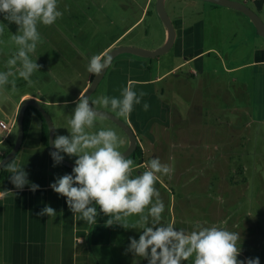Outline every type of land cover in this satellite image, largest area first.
I'll return each instance as SVG.
<instances>
[{
    "label": "crops",
    "instance_id": "crops-1",
    "mask_svg": "<svg viewBox=\"0 0 264 264\" xmlns=\"http://www.w3.org/2000/svg\"><path fill=\"white\" fill-rule=\"evenodd\" d=\"M72 1L77 2L76 6L80 15L89 13V19H92L91 17L94 15H100V17L108 16L112 2V0ZM127 1L130 2L128 4L129 9L136 12V16L122 33L103 44L101 50L95 55L103 56L108 49L119 45L116 43L119 42L121 35L137 23L144 22L146 16L152 11L153 16L159 21V23L155 21V24L161 26L157 27L161 28V33L159 41L153 45L154 48L150 47L148 50L159 47L165 41L166 30L158 18L156 10L152 8V6L155 7V0ZM237 1L244 2L259 13L263 12L264 0ZM115 4L120 6V0H116ZM72 6L76 10L75 4H72ZM66 7L69 8L70 5L66 4ZM165 7L169 10L168 14L173 21L176 32L171 48L176 47L174 53L181 61L162 73L160 71L161 61L158 57L144 58L133 54V56L117 55L90 96V99L92 97L96 99L103 95L119 97L121 90L125 86H133L138 93L141 91L145 93L142 103L134 106L130 115L125 117L115 113V115L127 121L133 129L138 141L137 145L140 146L142 157L145 160L143 165H133L134 175L145 171L146 161L154 157H158L163 164L169 159L165 155L168 150L164 148V144H161L158 148H156L155 144H157L158 133L164 134L163 139L166 143L169 142L170 139L167 137L166 131L172 126L168 122L170 110L172 109L180 116L179 109L176 108L179 102L171 108L172 97L176 93L183 92L184 89H179L172 93L166 102L161 98L162 93L159 92L157 84L165 76L173 73L174 69H179L183 65H190L192 62L202 59L206 51L203 48L206 20H201L198 17L199 14L208 12L219 17V20L209 19V24L215 25L220 22L223 30L228 27L234 28L235 31L232 32V37L236 38L241 31L246 36L248 35L247 37L251 40L250 43L252 45L250 63L252 66H264V39L256 33L252 23L240 11L205 0H166ZM63 10V12H66L68 9ZM145 31L147 30L145 29ZM12 37V32L6 27L3 35H0V51L8 45H11L13 49L17 47ZM247 37L245 38L247 39ZM57 47L60 48V44ZM87 66L85 76L75 86L71 84L69 79L68 88H63V79L60 74L56 76L55 72H53L52 78L47 79L41 72L38 76L36 73L33 74L31 82H34V84L31 90L20 88L22 83L25 85L29 83L20 78L16 79V82H18L16 84V92H12L7 88L0 90V119L7 121L10 125L7 139L0 138V156L10 150V144L12 143L13 145L16 139V119L20 104L24 99L31 97L40 101L52 118L53 114L51 113L53 111L58 117L67 111L68 115L72 114L75 101H77L79 96H82L90 81L91 73L87 71ZM201 66L203 65L201 64ZM189 72L193 75L196 74L193 73V70ZM196 77L193 80H190V77H184L185 83L188 82L187 87L191 91L195 89L197 83L200 82L202 84L200 80L203 78L199 75V72ZM180 100L185 103L183 97ZM145 101L150 105L148 111L143 109V102ZM65 102H67L66 106ZM201 106V104L198 105V107ZM47 107L50 109L51 107H66V110L63 108L50 110ZM197 110L201 111V109ZM66 118L55 121V128H58L56 129V134H68L69 120ZM105 119L120 130V139L123 141L120 145V150L124 151L128 146L126 134L114 122L107 118ZM177 124L179 126L175 134L184 138L182 143H185V140L195 139L199 136V129L196 127L198 122L196 120L189 122L180 120ZM44 130V119L34 114L23 141L11 161V163L23 165L28 173L29 180L40 185L39 189L35 193L28 186H25L23 190L16 189L9 180L10 173L8 170L5 178L0 176V264H137V261H140V264H147L146 260L142 261V258L133 257L131 253L126 251L129 237L131 236L128 229L118 224L108 225L109 217L102 213L97 216L96 222L92 224L74 219L72 213L68 210L65 198L59 196L49 187L57 177L70 173L72 169L61 164L54 166L49 148L42 140ZM65 159L74 162L75 158L66 156ZM131 159L133 160V158ZM143 166L145 168H142ZM176 186L163 181L159 183L160 198L165 200L163 201L165 212L162 220L164 223L173 222L175 224V220H177L175 213L180 210L181 215H184L181 207L187 206L185 201H178L176 208V200L179 199L177 192L184 191L182 186ZM229 188L230 192H232L233 189L237 188V185L230 183ZM218 196L223 200V196ZM45 204L50 205L57 211L55 217L37 215ZM228 205L230 216L232 211L236 214L237 199L235 196H229ZM175 209L177 210L175 211ZM138 219V216H133V220L132 217L128 218L129 230L132 224L135 226ZM234 220L236 219L234 218ZM184 221L179 222L177 225L184 224ZM177 228L186 230L183 227ZM138 236L139 234L135 235L136 238ZM127 240L128 242H126Z\"/></svg>",
    "mask_w": 264,
    "mask_h": 264
},
{
    "label": "rangeland",
    "instance_id": "rangeland-1",
    "mask_svg": "<svg viewBox=\"0 0 264 264\" xmlns=\"http://www.w3.org/2000/svg\"><path fill=\"white\" fill-rule=\"evenodd\" d=\"M120 2L121 5L116 6V0H112L108 16L94 15L89 19V13L79 14L76 1L60 0L59 9L62 12L63 9L68 10L63 12V16L54 25L39 26L41 42L33 57L39 56L37 63L41 65L40 71L36 72L37 76L42 72L49 79L55 72L56 76L60 74L63 79V88H68L70 82L75 86L85 76L90 58L108 40L122 33L136 16V12L129 9V1ZM66 4L70 7H66ZM72 4H75L76 10ZM152 8L155 9L154 6ZM257 13L264 22V9L262 13ZM150 14L144 22L125 31L116 43L119 45H115L154 48L161 33V28L157 27L161 26L155 24V21H159L153 16V11ZM198 17L206 20L203 45L206 51L202 59L174 69L173 73L157 84L162 93L161 98L166 102L172 93L179 89L184 91L172 97L171 108L179 102L176 108L179 109L180 116L170 110L168 122L172 126L167 131L165 129L169 142L166 143L163 139L164 134L158 133L155 146L158 148L164 144V148L168 150L165 155L169 157L164 164L173 173L162 176L157 181L156 188H159L161 181L183 187L184 191L177 192L179 199L176 200V208L178 201H185L187 206L181 207L184 215H181L180 210L175 213L176 227L191 231L195 224L207 222V225L215 224L239 232L242 251L238 259L259 257L260 264H264V66H252L250 63L252 45L248 35L241 31L235 38L232 37L234 28L223 30L220 22L209 24L211 18L219 20V17L211 13L204 12ZM59 44L60 48L57 47ZM175 50L176 47L155 56L161 61L162 73L181 61L175 55ZM1 51L0 70H6L5 62L15 53L16 47L13 49L8 45ZM119 55L133 56L128 53ZM190 70L196 74H191ZM198 72L203 78L200 80L202 84L197 83L191 91L184 77L193 80ZM33 84L34 82L27 85L22 83L20 88L31 90ZM6 88L11 90V86ZM182 97L185 103L180 100ZM92 100L95 99L92 97ZM199 104L202 106L198 107ZM60 108L66 110V107H51ZM51 114L54 127L55 121L64 117L70 120L72 116L68 115V111L63 112L60 117L54 111ZM180 120H196L199 136L182 143L184 138L175 134ZM101 128H111L119 137L121 135L118 127L105 118L100 119L89 131L95 133ZM230 183L237 185L232 192ZM218 195L223 196V200ZM230 195L237 199V213L232 211L231 216L228 205ZM234 218L236 220L233 221ZM181 221L185 223L177 225ZM140 230L139 226L132 224L131 229H128L130 237L138 235Z\"/></svg>",
    "mask_w": 264,
    "mask_h": 264
},
{
    "label": "clouds",
    "instance_id": "clouds-1",
    "mask_svg": "<svg viewBox=\"0 0 264 264\" xmlns=\"http://www.w3.org/2000/svg\"><path fill=\"white\" fill-rule=\"evenodd\" d=\"M59 0H0V17L17 26L12 39L15 53L6 60V70H0V89L11 86L16 92V79L31 82L40 71L34 57L41 42L40 25H54L63 12ZM7 25L0 23V35ZM112 64V56L94 55L87 71L100 76ZM145 96L133 86H125L119 97L103 95L95 100L79 96L68 121V134H54L50 156L54 166L65 157L75 158L70 173L57 177L49 187L65 198L73 218L95 223L101 213L108 216V225L118 224L129 229L128 218L138 216L139 236L129 237L127 252L146 260L147 264H260V258L238 259L242 251L241 233L215 224L197 223L191 231L177 228L173 222H162L165 204L156 188L157 181L171 175L172 169L158 157L147 161L146 170L133 174L134 161L120 150L123 141L111 128L90 132L109 112L127 117ZM67 102H65L66 106ZM150 105L143 102V109ZM7 161H0L3 168ZM9 180L18 190L25 186L35 193L40 185L31 182L24 166L8 164ZM57 211L45 204L38 216L55 217ZM140 264V261H137Z\"/></svg>",
    "mask_w": 264,
    "mask_h": 264
},
{
    "label": "water",
    "instance_id": "water-1",
    "mask_svg": "<svg viewBox=\"0 0 264 264\" xmlns=\"http://www.w3.org/2000/svg\"><path fill=\"white\" fill-rule=\"evenodd\" d=\"M165 1L166 0H155V10H156L157 16L166 30V38H165V41L162 43V45L152 50H148V49H144V48L132 46V45H120V46H116V47L109 49L104 55L110 54L112 56V60L117 55L122 54V53H129V54L137 55V56L144 57V58H152L160 54H163L167 50H169L173 44L176 32L174 29L173 21L166 10ZM205 1L240 11L252 23L253 27L256 30V33L264 39L263 20L258 15L257 11L253 10L251 7H249L244 2L237 1V0H205ZM105 72L106 70L100 76H97L96 74H94V76L90 79L89 84L87 88L85 89L84 93L82 94V96L86 95L90 98L91 94L97 87L99 81L101 80ZM28 106H33L38 111L39 115L44 119L47 125V128H48L47 145H48L50 152L54 150L51 144V141L54 138V134L50 131V127H54V126H53V121L50 117V114L46 111V109L43 107L40 101H38L35 98L30 97V98L24 99L20 104L18 114H17V119H16V128H17L16 139L13 145L11 146L10 150L0 159V161L6 160L8 162L15 156L16 152L18 151L23 141V138H24V118H25V111ZM100 111L103 113H107L105 118L114 122L126 134L128 138V146L122 152L124 153L126 157L127 156L129 157L132 153H134V150L136 149L137 143H138L133 129L131 128L129 123H127V121L123 120L122 118L115 115L114 113L109 112L108 110L102 109V108L100 109ZM61 165L72 169L74 166V162L64 159Z\"/></svg>",
    "mask_w": 264,
    "mask_h": 264
},
{
    "label": "trees",
    "instance_id": "trees-1",
    "mask_svg": "<svg viewBox=\"0 0 264 264\" xmlns=\"http://www.w3.org/2000/svg\"><path fill=\"white\" fill-rule=\"evenodd\" d=\"M0 23H3L5 25H7V28H8V30L10 32H12V33H16L17 32V26L14 23H9L7 20H3L2 17H0ZM93 76H94V73H91L90 74V79ZM34 114L39 115L38 111L33 106H28L26 108L25 118H24V135L26 134V130L28 129L30 120H31V118L33 117ZM42 140H43L44 144L48 147V145H47V141H48V128H47L46 123H45V130L43 131V134H42ZM11 146H12V143L10 144V147ZM4 154H2L0 156V158H2L4 156ZM128 158H133L134 164L143 165V163H145V160L142 157V154H141L140 146L139 145H137L136 149L134 150V153H132ZM11 161H12V159L9 160L4 165L3 168H1V170H0V176H2V177L4 176V178H5V176L7 175L8 164H10ZM142 168H145V167L143 166Z\"/></svg>",
    "mask_w": 264,
    "mask_h": 264
},
{
    "label": "built area",
    "instance_id": "built-area-1",
    "mask_svg": "<svg viewBox=\"0 0 264 264\" xmlns=\"http://www.w3.org/2000/svg\"><path fill=\"white\" fill-rule=\"evenodd\" d=\"M9 132H10L9 123L3 119H0V138L7 139Z\"/></svg>",
    "mask_w": 264,
    "mask_h": 264
}]
</instances>
